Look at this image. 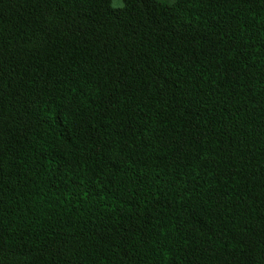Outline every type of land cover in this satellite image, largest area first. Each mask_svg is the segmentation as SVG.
Masks as SVG:
<instances>
[{
    "label": "trees",
    "instance_id": "obj_1",
    "mask_svg": "<svg viewBox=\"0 0 264 264\" xmlns=\"http://www.w3.org/2000/svg\"><path fill=\"white\" fill-rule=\"evenodd\" d=\"M0 0V264H264V0Z\"/></svg>",
    "mask_w": 264,
    "mask_h": 264
},
{
    "label": "rangeland",
    "instance_id": "obj_2",
    "mask_svg": "<svg viewBox=\"0 0 264 264\" xmlns=\"http://www.w3.org/2000/svg\"><path fill=\"white\" fill-rule=\"evenodd\" d=\"M113 4H114V6L118 7V6H121L122 3L120 0H114Z\"/></svg>",
    "mask_w": 264,
    "mask_h": 264
}]
</instances>
